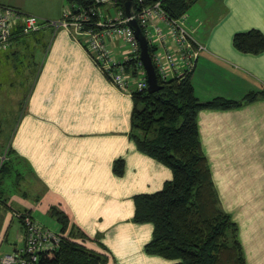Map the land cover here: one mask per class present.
Here are the masks:
<instances>
[{
	"label": "crops",
	"instance_id": "obj_1",
	"mask_svg": "<svg viewBox=\"0 0 264 264\" xmlns=\"http://www.w3.org/2000/svg\"><path fill=\"white\" fill-rule=\"evenodd\" d=\"M0 4L46 21L62 19L70 6L67 0ZM204 6L203 13L188 18L194 37L207 48L192 71L196 97L201 102L242 101L261 94L237 108L203 109L197 121L217 194L238 225L246 262L264 264V51L245 53L234 45L238 33L256 29L264 36V0H212ZM17 35L23 36L16 31L8 47L14 48L11 54L23 46L35 67L8 148L14 151L10 162H24L26 176L36 184L34 209L48 214L56 206L86 235L100 236L104 248L85 245L106 253L107 264H172L145 252L154 225L133 221L135 196L161 191L173 173L140 152L129 137L132 95L107 79L71 30L47 26L26 42H18ZM106 42L118 59L130 48L122 41ZM119 159L125 162L121 176L114 172ZM19 206L11 199L0 206L5 213L0 245L15 212L29 211L33 217L29 203ZM20 235L21 241L22 225ZM21 246L14 245L12 252Z\"/></svg>",
	"mask_w": 264,
	"mask_h": 264
},
{
	"label": "trees",
	"instance_id": "obj_2",
	"mask_svg": "<svg viewBox=\"0 0 264 264\" xmlns=\"http://www.w3.org/2000/svg\"><path fill=\"white\" fill-rule=\"evenodd\" d=\"M70 6L85 7L93 0H67ZM125 1L120 0L123 10ZM200 0H165L162 8L171 18H179ZM150 5L149 0L140 3L133 0V11ZM34 35V33H32ZM31 34L18 36V42H26ZM235 47L245 53L264 51V36L256 29L238 33ZM152 54V49L149 50ZM20 53V52H19ZM12 54L15 57L19 55ZM138 60L126 63L134 72ZM33 64V63H32ZM161 89L131 90L133 111L129 137L138 150L169 167L173 179L153 194L135 196V223H152L153 238L146 244L145 252L174 261L172 264H247L239 239V228L227 213L217 194L208 159L203 151L198 126V114L203 109H233L256 100L261 94L252 93L242 101L221 98L201 102L195 95L192 72L180 77L163 80L158 75ZM25 107V101H23ZM13 149L7 148L10 162ZM9 158V159H8ZM8 160V161H7ZM125 162L119 159L114 172L121 176ZM1 205H6L0 193ZM29 214V211L20 212ZM48 214L60 224L61 242L53 252L42 253L38 264H107L109 256L88 248L93 242L104 248L100 236L91 238L85 234L70 216L56 206ZM22 225V219H18Z\"/></svg>",
	"mask_w": 264,
	"mask_h": 264
},
{
	"label": "built area",
	"instance_id": "obj_3",
	"mask_svg": "<svg viewBox=\"0 0 264 264\" xmlns=\"http://www.w3.org/2000/svg\"><path fill=\"white\" fill-rule=\"evenodd\" d=\"M144 1L139 0L140 3ZM149 1L150 5L128 18L125 8L122 10L119 6L120 0H93L91 5L85 7L69 6L58 21H46L0 4V51L11 45L16 31L27 35L47 26L56 31L69 29L107 79L118 89L131 94L134 87L138 90L148 88L146 70L140 59V45L129 26V21L136 19L148 41L149 50L152 49L150 54L157 74L163 80L192 72L200 53L207 48L194 37L196 29L189 25L188 15L171 18L162 8L165 0ZM107 38L130 46L122 59L113 56ZM132 60H138L133 67L135 74L126 66ZM2 159L4 161L5 156ZM13 216L22 219V246L3 256L0 264H38L42 253L53 252L59 247L61 236L42 226L31 215L15 212Z\"/></svg>",
	"mask_w": 264,
	"mask_h": 264
},
{
	"label": "rangeland",
	"instance_id": "obj_4",
	"mask_svg": "<svg viewBox=\"0 0 264 264\" xmlns=\"http://www.w3.org/2000/svg\"><path fill=\"white\" fill-rule=\"evenodd\" d=\"M209 3H212V0H201L194 4L187 12L188 17H194L203 13L204 4L208 6ZM112 11L115 14V11ZM33 37L34 35H30L25 39L26 41H33ZM18 48L20 53L16 57L11 54L14 48L0 51V166L4 162L2 158L6 157L7 154L18 107L26 98L29 90V81L35 67L27 57L28 51H25L23 46H19ZM16 166L22 168L24 173L20 171V168L17 171ZM26 169V164L22 161H19L17 164L15 160L6 162L4 170L0 172V193L5 194L6 201H10L11 199L17 208H21L19 205L23 206V203H29L33 208V218L53 233L59 234L60 224L45 211L34 209L36 191L33 189H37V187L34 180L26 176L28 173ZM17 210L22 211L23 209ZM3 213L0 210V225L3 219L2 215H5ZM20 225L21 223L18 218H15L11 228L7 230V238L0 245V259L10 254L13 251L14 245H22V240H19L21 236ZM4 233L5 231L3 235Z\"/></svg>",
	"mask_w": 264,
	"mask_h": 264
},
{
	"label": "water",
	"instance_id": "obj_5",
	"mask_svg": "<svg viewBox=\"0 0 264 264\" xmlns=\"http://www.w3.org/2000/svg\"><path fill=\"white\" fill-rule=\"evenodd\" d=\"M125 14L129 18L133 16V0L125 1ZM129 26L133 29L134 34L140 45V59L144 65L147 75L148 88L149 92H156L161 89L159 84L158 74L156 68L153 64L152 57L149 51L148 41L136 19L129 21Z\"/></svg>",
	"mask_w": 264,
	"mask_h": 264
}]
</instances>
